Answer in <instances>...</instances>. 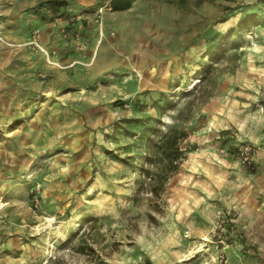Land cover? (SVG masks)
<instances>
[{"label": "rangeland", "instance_id": "obj_1", "mask_svg": "<svg viewBox=\"0 0 264 264\" xmlns=\"http://www.w3.org/2000/svg\"><path fill=\"white\" fill-rule=\"evenodd\" d=\"M42 1L0 0V264H232L258 166L217 114L264 85V0H70L50 18ZM174 130L185 158L154 192Z\"/></svg>", "mask_w": 264, "mask_h": 264}, {"label": "crops", "instance_id": "obj_2", "mask_svg": "<svg viewBox=\"0 0 264 264\" xmlns=\"http://www.w3.org/2000/svg\"><path fill=\"white\" fill-rule=\"evenodd\" d=\"M259 73L262 76L261 80L264 82L263 61L260 65H254L250 71L252 75H259ZM252 81L255 82V78ZM244 92L243 111L241 110L238 113L236 109L232 112L229 110V113L224 116L217 114V117L218 119L221 117L223 134L229 135L232 133V129H235L236 132L243 133L246 136V141L259 145L261 150L257 159L258 168L256 172L252 174L241 173L244 178L243 184L239 186L242 188V192L234 200L241 204L240 208H236L240 212L239 219L241 220L242 217L247 218L248 224L242 225L230 222L231 218L228 217L229 222L226 226L230 223L232 229L237 233L236 237L242 241L244 247L241 252L233 246L231 247L232 264H264V85L244 86ZM234 103L238 104L237 102ZM237 149L233 146V150L237 152L236 154H239ZM239 159L241 160L240 155ZM223 163L231 165L233 162L230 163L226 160ZM251 228H255L256 240L249 239V233L251 232L248 230Z\"/></svg>", "mask_w": 264, "mask_h": 264}, {"label": "trees", "instance_id": "obj_3", "mask_svg": "<svg viewBox=\"0 0 264 264\" xmlns=\"http://www.w3.org/2000/svg\"><path fill=\"white\" fill-rule=\"evenodd\" d=\"M137 0H111V6L114 10H125L133 6ZM41 6L37 7V13L42 18H50V14L62 15L64 14L70 5V0H44L40 3ZM54 17V16H52ZM189 136L187 130H174L164 137L163 142L159 145L160 150H164L168 156V164L164 168V174H160V178L163 179L161 183L153 186V191L158 192L160 187H165V180L169 174L177 172L179 169L181 160L185 157L182 155L183 150L181 148L182 140H185Z\"/></svg>", "mask_w": 264, "mask_h": 264}, {"label": "built area", "instance_id": "obj_4", "mask_svg": "<svg viewBox=\"0 0 264 264\" xmlns=\"http://www.w3.org/2000/svg\"><path fill=\"white\" fill-rule=\"evenodd\" d=\"M261 147L253 143H243L238 146V152L240 154L241 160L246 164L250 170H256L257 159L260 153ZM225 221V220H223Z\"/></svg>", "mask_w": 264, "mask_h": 264}, {"label": "bare ground", "instance_id": "obj_5", "mask_svg": "<svg viewBox=\"0 0 264 264\" xmlns=\"http://www.w3.org/2000/svg\"><path fill=\"white\" fill-rule=\"evenodd\" d=\"M97 51V50H96ZM199 81V79L197 80V82ZM5 203H3L2 201L0 202V207L2 206V205H4ZM51 223V222H50ZM51 227V226H50Z\"/></svg>", "mask_w": 264, "mask_h": 264}]
</instances>
